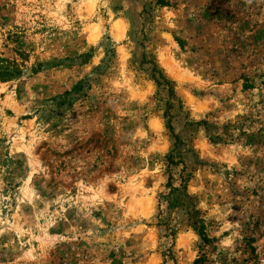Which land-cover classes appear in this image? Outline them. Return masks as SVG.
Instances as JSON below:
<instances>
[{"label":"rangeland","instance_id":"rangeland-1","mask_svg":"<svg viewBox=\"0 0 264 264\" xmlns=\"http://www.w3.org/2000/svg\"><path fill=\"white\" fill-rule=\"evenodd\" d=\"M0 264H264V0H0Z\"/></svg>","mask_w":264,"mask_h":264},{"label":"trees","instance_id":"trees-1","mask_svg":"<svg viewBox=\"0 0 264 264\" xmlns=\"http://www.w3.org/2000/svg\"><path fill=\"white\" fill-rule=\"evenodd\" d=\"M201 236L203 237V234L201 233ZM203 239H204V237H203Z\"/></svg>","mask_w":264,"mask_h":264}]
</instances>
